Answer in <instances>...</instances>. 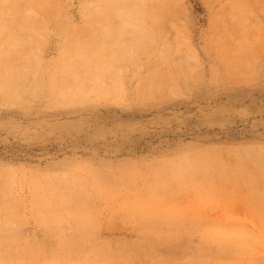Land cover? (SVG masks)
<instances>
[{
	"label": "rangeland",
	"instance_id": "obj_1",
	"mask_svg": "<svg viewBox=\"0 0 264 264\" xmlns=\"http://www.w3.org/2000/svg\"><path fill=\"white\" fill-rule=\"evenodd\" d=\"M0 264H264V0H0Z\"/></svg>",
	"mask_w": 264,
	"mask_h": 264
},
{
	"label": "bare ground",
	"instance_id": "obj_2",
	"mask_svg": "<svg viewBox=\"0 0 264 264\" xmlns=\"http://www.w3.org/2000/svg\"><path fill=\"white\" fill-rule=\"evenodd\" d=\"M88 48H90V47H88Z\"/></svg>",
	"mask_w": 264,
	"mask_h": 264
}]
</instances>
